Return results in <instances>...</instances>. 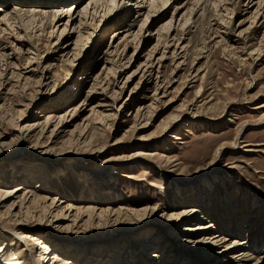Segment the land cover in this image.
I'll list each match as a JSON object with an SVG mask.
<instances>
[{"label":"rangeland","instance_id":"374dc122","mask_svg":"<svg viewBox=\"0 0 264 264\" xmlns=\"http://www.w3.org/2000/svg\"><path fill=\"white\" fill-rule=\"evenodd\" d=\"M37 1L41 5L48 0ZM91 1L81 0L76 9L82 14L89 12L95 22L90 30L83 29L87 24L81 28L91 40H84L77 48L80 52L75 62H66L64 55L73 50L77 31L72 28L77 25L68 28L67 34L58 40L55 32L63 28L60 19L51 23L54 35L49 37L48 19L40 21L36 17L33 23H27L29 15L20 14L12 27L7 26L9 29L1 35L5 53L11 56L10 63H17L16 69L22 76L16 79L8 74L7 86L0 88V194L22 185L46 198L48 204L55 199V207L50 210L52 215L57 207H71L63 211L67 218L58 219L56 224L52 220V226L70 227L72 232L51 229L50 224L42 223L40 233L60 247H70L63 252L68 258L82 261L81 264H98L94 260L100 256H111L106 264H134V258L141 251L132 242L154 232L166 245L161 246L162 242L150 245L151 250H144L140 264L158 263L149 258L158 253L166 264H173L177 259L175 264L182 260L185 264H219L226 259L228 254L214 258V252L199 256L187 254V247L180 246L173 239V233L164 234L162 228L150 222L136 229L135 235L126 231L127 227H118V231L113 232V228L101 227L95 221L91 222L94 227L90 225L76 232L70 222L79 212L80 226L86 223L89 213H85V209L89 207L99 211L146 207L171 213L182 205L193 206V210L203 213V219L215 224V231L211 228L207 233L221 231L230 236L227 239L241 242L234 250L252 253L257 249L253 256L257 259L249 263L255 264L264 256V107L259 108L264 106V26L257 28L252 36L250 31L244 30L253 22L252 15L260 0H253L252 4L249 0H233L236 6L232 16L223 12L222 1L227 0H211L222 4L217 9L211 6L207 16L213 15L209 19L211 24L220 26V33L229 34L233 40L229 44L233 49L229 50L231 54L225 52L222 45L209 50L207 27L202 30L204 23L198 25L199 28L195 25L191 31L195 33L196 48L191 47V42L187 55L175 62L171 61L170 53L167 54L153 69L155 72L147 83L139 82V73L147 61V53L157 42L156 30L171 19L173 12L178 22L197 1H169L168 4L175 3L164 14L151 15L143 27L141 43L140 40L133 42L128 33V36L124 33L114 37L112 32L126 30L128 21L140 8H145L141 13L146 14L153 3L151 0L144 5H137L140 0H106L105 6L110 9L98 3L93 9ZM32 2L17 1L19 7H23L21 10L33 8ZM17 3L0 0V7L9 16ZM73 3L70 1L66 5ZM53 6L58 9L57 5ZM117 7L123 11L120 16L127 14L128 19L125 22H121L123 18L120 17L106 20L114 15ZM226 7L231 9L228 3ZM219 18L231 25L228 27ZM63 21L66 23L67 18ZM232 25L235 27L230 29ZM173 26L177 27V23ZM186 27H193V24ZM43 28L46 31L41 33ZM240 31L244 33L239 36ZM17 34L20 41L16 39ZM116 38L121 41L126 38L129 46L124 52L121 48L119 55L108 47ZM121 41L115 43L122 47ZM136 47L138 50L132 58ZM161 51L159 48V53ZM158 57L160 54L152 62ZM85 99L89 101L81 106ZM74 106L76 111L69 113L67 109L72 110ZM91 110L94 113L91 114ZM138 110L141 117L135 118ZM48 115L51 126L45 127ZM177 118L179 121L169 123ZM167 122L169 126L163 130ZM171 135L176 137L173 139ZM46 150H49L47 154ZM97 151L101 154H96ZM40 177L47 179L44 186L41 183L45 192L41 194L38 191L42 188L37 187ZM20 194L4 199L6 202L0 205V212ZM17 211L11 219L14 224L6 228L15 238V220L32 224L40 208L31 210L28 216L26 210L23 211L22 218L14 217ZM191 223L196 222L191 220ZM191 223L184 227H190ZM2 232L5 231L0 230V236ZM19 242V246L24 244L22 240ZM42 242L36 245L29 241L30 248L24 249L23 256L29 264H35L32 259L45 244ZM246 242L247 245L243 244Z\"/></svg>","mask_w":264,"mask_h":264},{"label":"bare ground","instance_id":"6f19581e","mask_svg":"<svg viewBox=\"0 0 264 264\" xmlns=\"http://www.w3.org/2000/svg\"><path fill=\"white\" fill-rule=\"evenodd\" d=\"M11 1H15L17 3L18 0H11ZM21 1H23V0H21ZM33 1L34 2H32V4H31V5H33L31 7H33V8H31V9L28 8V10H21L20 8H23V7H19L18 3H20V2H18L17 3L18 5L14 6V9L9 13V16L6 14L7 12L0 7V38L2 37L1 36L2 34H4L10 27H12L13 21L15 22L16 20L19 19L18 16L20 14H22V16H25V17H27L29 15L27 17L28 18L27 23H33V21L36 17L40 21H42L43 19H46V20L48 19L50 21V22L48 21L49 22L48 23L49 32H47V35L48 36L50 35L49 37H52L54 35L53 26H51V23L53 21L55 22L56 20L60 19V21H62V27L63 28L59 33L55 32L56 35H58V37H57L58 40L61 39L65 34H67L68 28H71V26L77 25V28H74V27L72 28L73 31H75V32L77 31V38L74 41L73 50L70 51L72 53L69 56L70 52L68 51L67 54L64 55L66 58V62H68V63L75 62L77 60L79 52H80L77 48H79L80 45H82L81 43H83L84 40H86V39L88 41L91 40V39H89V35L87 33L81 32L80 30L84 24L85 25L87 24V25L85 27H83V29L90 30L91 26H92V22H95L94 16L91 15L87 11L84 14H82L80 11H76V9L80 6L78 3L81 0H48L47 2L42 3L41 5L38 4L41 2H38L37 0H33ZM70 1L71 2L74 1V3L70 6L66 5ZM113 1L117 2V0H113ZM119 1H121V0H118V2ZM134 1L135 0H132V2H134ZM148 1L149 0H147V1L140 0L139 4H137V3L136 4L137 5H141V4L144 5V4H147ZM169 1H171V0H151V2H153V3L151 4V6L150 5L148 6L151 9V11L149 9V11L146 14H142L141 12H143V10L145 8H140L139 12L135 13V16L132 17V20L128 21V24L126 25V30H124V29H122L120 31L114 30L112 32V34H113L112 36L115 37V35H121L124 33L127 35V33H128L129 37L132 38L133 42H135L136 40H137V42H139V40H140V43H141L142 40L144 39V34L142 32L143 27L149 21V18L151 17V15L153 17V15H155L158 12L164 14L169 8H171V6L173 5V3H175V1H172L171 4H168ZM196 1L197 2L193 5H191V8L186 11L187 12L186 14L183 13L180 16V18L178 19V22L175 19V18H177V16H175L176 12H173L171 19L166 24L162 25V27H160L156 30L157 42H156L154 48L152 47L153 49L147 53V61L144 62V67L141 68V71L139 73L141 75L140 79H139L140 83H142V82L147 83L148 78H150V75L154 71L153 69L156 68V65L161 64V61H163L165 59L167 54L170 53V59H172L171 61L175 62V60H180L183 56L187 55V52H188L187 47L189 46V44L191 42H192L191 47L193 46V49L196 48L197 44L194 45L195 38L193 37L195 35V33L193 34V32L191 31V28L193 29L195 27V25H196V27H198V25L202 26L204 23L205 26H202V30L204 29V27H207V29L205 30L207 38L205 36L204 37L207 40H209V42H208V43H210V45H209L210 49L209 50L212 51L213 48H215L216 46L218 47L220 45H222V47H224L225 52L226 51L230 52L229 50H231V51L233 50L229 46V44L233 42V40L231 39L229 34L220 33L221 27L217 26L216 24L212 25L209 19H211V17H213V15H210L208 17L207 13H208V10H210L209 8H211V6H212V9L213 8L217 9V8L221 7V4L223 3V5H222V7H224L223 12L226 11L228 13V15L232 16L233 10L236 6V4H234V2H236V0H234V2H233V0H227V2L222 1L221 4L219 2L218 3L212 2L211 0H204V1L203 0L202 1L196 0ZM249 1L252 4L253 0L252 1L249 0ZM91 2H90L91 6H92V4L94 5L93 9H95L97 3L100 4V6L104 5L105 9H110L107 6H105L106 0H96V1L92 0ZM199 2H201V3H199ZM128 3H129V1H128ZM227 3L231 7V9H227V7H226ZM167 4L169 6H167ZM53 5H57L58 9H56L57 7H55ZM257 5H256L257 8L252 15V21L253 22L250 24V26L246 30H244V32L250 31L251 36L255 35L257 28H261L264 26V0L258 1ZM165 6H166V8H165ZM42 7H48V8L47 9H38V8H42ZM121 13H123V11H120V9L117 7L116 10L114 11V15H112V17L111 16L107 17L106 20H110V19L112 20V18L120 17L121 19L123 18L122 19L123 21H121V22H125L128 19V16H126L127 14L120 16ZM65 18H67V21H66V23L63 24V22H64L63 19H65ZM90 18H91V21H90ZM141 19H143V20H141ZM77 20H78V22H77ZM219 20L223 21L220 18H219ZM229 20H231V18ZM21 21H23V20H21ZM89 21H90V23H88ZM213 21H215V20H213ZM138 22H139V28L136 31V33H134L133 29H134V27L137 26ZM223 22L228 27L231 25L230 22H228V23L226 21H223ZM173 23H177V27H174L175 25L173 26ZM189 23H191V25L193 24V27H186ZM242 24H240V26ZM7 26H9V28H7ZM213 26H217V27L213 28ZM234 27L235 26L232 25L230 27V29H233ZM230 29L228 28V30H230ZM45 31L46 30L43 28V30H41L40 32L43 33ZM231 31L232 30H230V32ZM14 32H17V30L15 29ZM244 32L240 31L239 36ZM93 33H94V30L92 31V34ZM18 34H19V32H18ZM145 34H146V32H145ZM19 35L17 36L16 39L20 41L21 37ZM231 35H232V33H231ZM263 38H264V35H263ZM245 39H247V37ZM121 40L122 39H120V38H116L108 46L109 50H111L112 52H115L116 55L118 54V52L120 51L121 48L124 52L127 49V47H129L127 44L126 38H124V41H121ZM116 41H118L119 43H120V41L123 42L122 47L118 46L117 45L118 43H115ZM114 44H116L115 47H114ZM245 44H244V47H245ZM130 45H131V43H130ZM159 48H160V50H162L161 53H159ZM169 48L174 49V50H169ZM5 49L6 48L3 46V43H1V40H0V88L2 86L3 87L7 86V84H5V83L8 81H5V79H6L8 74L11 76H14L16 79H19L22 76L21 71L18 72L16 69L18 66L17 63L16 64L10 63V60H11L10 57L11 56L9 54L5 53L6 52ZM66 49H68V48H66ZM137 50H138V48L136 47V49L134 50V53L132 54V58L134 57ZM167 50H169V51H167ZM28 51H29V49H28ZM30 52H28V54H31ZM178 52H180V53H178ZM159 54H160V57H158L159 59L156 62H152V61H154V58ZM230 54H231V52H230ZM30 58H31L30 56L27 57V60H30ZM32 61H35V58H33ZM110 70L111 69L109 68V71ZM195 75H197V74H195ZM194 77H196V76H194ZM158 78L159 77H157V79ZM159 80H160V78H159ZM10 87H11V85H10ZM156 92H157V90H156ZM88 101H89V99H85L81 103V106L85 105ZM263 107L264 106H262V105L259 106V108H263ZM76 108L77 107L74 106V108L72 110H70L71 108L70 109L68 108L67 110L69 111V113H74V111H76L75 110ZM67 110H66V112H67ZM92 113H94V110H91V114ZM190 114H192V112H190ZM194 115H192V116H194ZM59 117L61 118L62 116H59ZM136 117L137 118L141 117L140 110H138L135 113V118ZM173 118H174V116H172L171 119H173ZM50 119H51L50 115H48V117L45 118V124H46L45 127L51 126V120ZM64 121H65V119H64ZM176 121H179V118H177V119H175L169 123L170 124L175 123ZM228 122H230V121H228ZM167 123L162 126L163 130H166V127L169 126V123H168V125H167ZM30 128L31 127L28 126L26 129L29 130ZM53 129H55V128H53ZM52 135H53V132H52ZM171 137L174 139V137H176V136L171 135ZM48 151L49 150H46L44 153L47 154ZM95 153L100 155L101 151H97ZM66 155H69V153H66ZM225 171H227V170H225ZM46 180L47 179H45L44 177H40L38 180L39 184L37 183L40 186H37V187L42 188L44 186ZM230 180L227 179V181H230ZM190 181H192V180H190ZM42 182H43V186L41 185ZM202 185H204V187H208L207 184L203 183ZM29 188L30 187H23L21 185L15 189H12L11 191L9 190V192L8 191L2 192L3 194H0V200H1V198L3 200V202H0V205H1L2 203L6 202V201L4 202V199H8L9 197L11 198L16 194H19V192H21V194L18 197L16 196L17 197L16 198L17 200L15 199L16 201H13V202L11 201L12 203L9 206L5 207L4 212H0V230L5 231V232H2L3 235L0 236V264H29V260H26L23 256L24 249L26 247L30 248L29 241H31L32 244L41 245L40 243L42 242V240H43L42 243H45V244H42V247H39L38 254L36 256L34 255V258L32 259L35 264H81V263H83L82 261H80L81 262L80 263L75 258H72V257L68 258L67 257V254H65L66 252H63V251H65V249L70 250L71 249L70 247H60V246H58V244H55L52 240L48 239L46 235L42 236V234L40 233V229H41L40 226H42L41 225L42 223L50 224L51 229H61V230H65V231H68V230L71 231L70 227L63 228L62 226H56V227L52 226L53 225L52 220H55L54 221L55 223L54 222L53 223L56 224L58 221H60L58 219H63V218L66 219L67 216H64L63 211L66 208H67L66 211H68L71 207H69L68 205L64 208H61V209H60V207H57L55 209V214L52 215L53 213L50 210L55 207V199L51 200V202L48 204V201L46 200V198L41 197V195H37L35 192H33V189H29ZM43 190L44 189L42 188L41 191H38V192L40 194L45 193ZM110 197H112V196L110 195ZM112 198L115 199L114 197H112ZM190 207L191 206L186 207V206L182 205V206H180L179 210L176 209L175 211H172L171 213H166V212L161 211V210L159 211L158 209H155V208L150 210L146 207L141 209V210L140 209H136V210H128L127 209V210H125V209H122V207H119V208H115V209H108V208L107 209H100V211L96 210L94 207H89V208L85 209V211H86L85 213H89V216H88L87 222L83 223V225H81L82 227L80 226L82 219H79V217H81V216H79L81 214L79 212L78 213L76 212L75 213L76 215L71 217L74 219H72V221H70V222L75 227L74 229H76V232H79L80 228H83V231L86 230L87 228H89L90 225H93V223L91 224V222L95 221V222H97V224L100 223L101 227L113 228V230H112L113 232H117L118 227H124V229L127 227L126 231H128L129 233H134V235L138 231L136 229H138L142 224H144L145 222H150V223H152V225L162 228L161 231L164 234L170 235V233H173V236H174L173 239L177 240L178 244L180 243V246H182L183 248L187 247L186 248L187 254H191L193 256H199L202 253L203 254H205V253L209 254V252H214V253H212V256H214V258L222 257L223 255L228 254L226 259H223L222 261H220L219 264H226V263L249 264L252 261H255L257 259V258H255V259L253 258V256L255 255V253L257 251L256 247H255L256 250H252V253H250V251H247V250H241V249L234 250L235 247L241 246V242H236L235 240L231 241V239H227V237H230V236L224 235V232H221V231H216V233H213V232L207 233L208 231H212V230H209L211 228L215 231V227H214L215 224H212V221L210 222V221L203 219L204 218V216H202L203 213H200L197 210H193L194 209V208H192L193 206L191 208ZM38 208H40V211L38 212V215L35 214V215H37V219H35V222H33L32 224H30V223L27 224L26 220H28V219H25L26 222H24V220H23L22 223H19V221L15 220L16 227L14 228L15 229L14 231H15V235L17 238H15L14 235L6 232V228H8L10 225L14 224V221L11 219L13 217V212L15 210H18V211L15 212L14 217L18 216L20 218L23 214V211L26 210L25 214L27 215V214H31L32 211L37 210ZM231 210H233V209L231 208ZM18 214H20V216ZM233 214L235 215V219H236L237 218V216H236L237 212L234 211ZM30 216L31 215H29V217ZM23 218H24V216H23ZM49 218L51 219V221H48ZM145 218L147 220H144ZM137 219H139V220H137ZM191 220L193 222H196V223L192 224ZM28 221H30V220H28ZM23 223H25V224H23ZM189 223H191L190 227H184L185 224H189ZM93 227H94V225H93ZM157 227H156V229H157V231H159V229ZM237 228H238V225H237ZM201 233H204V234H201ZM157 238H159V241L156 240ZM40 239H41V242H40ZM21 240L24 242V244H20V246H19V243H20L19 241H21ZM157 242H162L161 246L166 245L165 240L163 238H161L160 235L157 234L156 232L149 234V236H147V237L139 238L135 242L133 241L132 243L135 245V247H137L141 251V253L137 254L136 258H134V260H133L134 264H140L142 262L140 260L143 256L144 250L148 249L150 251L151 249L149 246L153 245L154 243L156 245H158ZM228 242H230V243H228ZM247 243L248 242L243 243V244L247 245ZM46 244L48 246H46ZM13 248H15V249H13ZM247 248L249 249V247H247ZM84 254L85 253H83L82 256H84ZM38 255H40V256H38ZM134 255H135V253H134ZM4 256H7V258L4 259L3 258ZM37 257H40V258H37ZM149 258H150V260L152 259V261L156 260V262H158L156 264H166V262L164 263V257L159 253L157 255L156 254L151 255ZM174 258H176V257H174ZM39 259H43L42 263L38 262ZM71 260H72V262H71ZM110 261H111V256H109V258H105V256H100V257H96V259L94 260V263L98 262V264H106V263H109ZM176 261H178V259L173 261V264H175ZM182 261H185V260H182ZM182 261L178 264H185ZM255 264H264V256L261 258V260H260V258H258V261H256Z\"/></svg>","mask_w":264,"mask_h":264}]
</instances>
